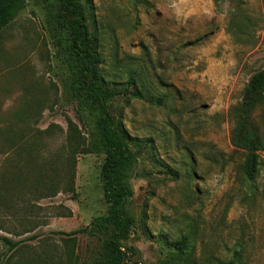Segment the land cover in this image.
<instances>
[{
	"label": "rangeland",
	"instance_id": "rangeland-1",
	"mask_svg": "<svg viewBox=\"0 0 264 264\" xmlns=\"http://www.w3.org/2000/svg\"><path fill=\"white\" fill-rule=\"evenodd\" d=\"M102 74L124 83L130 73L144 99L117 96L112 113L132 136L151 138L130 174L127 208L134 224L125 243L138 264H169L171 243L186 237L194 258L240 251L242 264H264L263 146L255 192L244 186L245 151L231 142L232 104L264 64V0H93ZM54 0H25L0 39V264H88L99 240L71 234L105 215L99 176L104 154L75 152L73 189L64 165L72 151L69 117L92 140V119H78L68 42ZM230 10L257 20L254 39L227 31ZM127 99V100H126ZM25 145V148H23ZM28 153H31L28 158ZM53 178L42 194L38 177ZM162 163L178 173L162 172ZM48 184L47 179H45ZM1 237L15 241L10 249Z\"/></svg>",
	"mask_w": 264,
	"mask_h": 264
},
{
	"label": "trees",
	"instance_id": "trees-1",
	"mask_svg": "<svg viewBox=\"0 0 264 264\" xmlns=\"http://www.w3.org/2000/svg\"><path fill=\"white\" fill-rule=\"evenodd\" d=\"M25 0H0V39L3 28L10 23ZM59 9L56 14L57 24L65 40L68 42L71 61L74 66L76 85L73 88V98L78 104V119L85 126L86 117L92 119V140L84 145V138L75 123L66 117V137L70 142L71 153L65 157L64 165L68 189H73L75 168V152H96L104 154L100 168V179L103 198L107 204L105 215L94 217L89 224L71 231V234L86 233L97 237L99 245L91 256L88 264H138L131 259L132 248L125 241L134 224V217L127 208V202L133 195L130 184V174L142 148H153L151 138L132 136L124 128L121 116L112 113V101L117 96L144 99L142 90L137 85V76L130 73L124 83H109L102 74V55L99 47V33L93 16V0H54ZM219 0H214L217 3ZM227 31L239 42H251L254 39L257 20L247 11L230 10ZM126 99V100H127ZM264 115V64L255 71L244 86L241 100L232 104L228 111L232 123L231 142L245 151L242 162L244 186L253 194L256 188V178L260 168L258 150L263 146V138L259 127L254 123L256 111ZM25 148V145L24 147ZM31 153H28L30 158ZM38 177L42 194L56 193L61 187L56 186L53 178L45 172ZM162 172L177 178L178 173L170 165L162 163ZM45 179L49 180L48 184ZM10 178L0 180V199L8 187ZM9 244L10 249L17 243L6 237H1ZM172 253L169 264H242L240 251L226 258L219 256L194 258L187 250L186 237L171 243ZM68 264L70 258L66 260Z\"/></svg>",
	"mask_w": 264,
	"mask_h": 264
}]
</instances>
